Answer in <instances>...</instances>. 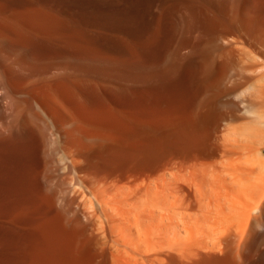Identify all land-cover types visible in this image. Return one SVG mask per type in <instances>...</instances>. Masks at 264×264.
Wrapping results in <instances>:
<instances>
[{
	"label": "bare ground",
	"instance_id": "obj_1",
	"mask_svg": "<svg viewBox=\"0 0 264 264\" xmlns=\"http://www.w3.org/2000/svg\"><path fill=\"white\" fill-rule=\"evenodd\" d=\"M0 264H264V0H0Z\"/></svg>",
	"mask_w": 264,
	"mask_h": 264
},
{
	"label": "rangeland",
	"instance_id": "obj_2",
	"mask_svg": "<svg viewBox=\"0 0 264 264\" xmlns=\"http://www.w3.org/2000/svg\"><path fill=\"white\" fill-rule=\"evenodd\" d=\"M240 65H243L244 66V64H240Z\"/></svg>",
	"mask_w": 264,
	"mask_h": 264
}]
</instances>
